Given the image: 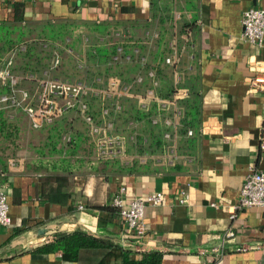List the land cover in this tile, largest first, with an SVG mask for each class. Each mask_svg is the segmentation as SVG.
Here are the masks:
<instances>
[{"label": "crops", "instance_id": "0c3cea01", "mask_svg": "<svg viewBox=\"0 0 264 264\" xmlns=\"http://www.w3.org/2000/svg\"><path fill=\"white\" fill-rule=\"evenodd\" d=\"M250 6L264 7V0H0V28L18 22L116 25L130 43L148 49L154 47L146 32L158 33L169 90L178 78L177 86L187 91L180 104L190 131L174 134V152L162 148L150 163L92 170L72 159L70 144L54 151L57 138L21 120L18 158L0 159V188L7 191L11 217L0 225V264H264V206H236L249 168L264 171V90L250 83L264 76V35L261 45L243 38L241 15ZM166 54L172 64L161 61ZM72 115L60 118L61 125L74 123ZM121 187L126 201L164 191L160 204L145 206L143 236L133 235L118 210L94 206L111 204ZM182 191L185 203L178 201ZM227 228L235 231L229 245H262L230 246L209 260L208 248ZM74 230L109 242L81 248L75 257L42 246Z\"/></svg>", "mask_w": 264, "mask_h": 264}, {"label": "built area", "instance_id": "2783aa9c", "mask_svg": "<svg viewBox=\"0 0 264 264\" xmlns=\"http://www.w3.org/2000/svg\"><path fill=\"white\" fill-rule=\"evenodd\" d=\"M243 38L251 43L261 45L264 35V7L250 6L243 10L241 15ZM149 34L153 43L158 40V33ZM118 35H124L119 32ZM137 50V49H136ZM122 45H117L115 53L110 57L111 62H119ZM130 60V55H125ZM173 56H163L164 64H172ZM138 69L129 77L104 76L96 74L92 80H67L48 72L55 69L60 63L58 53L52 58L49 68L42 74L32 71L20 73L15 71L14 54L11 53L0 61V112L5 109H21L29 118L33 128H44L53 125L59 118L71 111L80 112L84 122L89 126L91 133H99L97 149L102 155L124 154L125 136L116 128L114 117L123 111L122 98H138L139 107L148 109L150 103L155 101L157 112L165 110L171 102H176L186 96L187 91L178 87V78L174 81L170 96H159L163 83L159 75L158 66L149 62L147 56L139 54ZM250 83L255 89L264 90V76L250 78ZM139 90L142 92H139ZM99 98L95 110V99ZM94 102V103H93ZM97 116L95 115V113ZM153 123H158L159 116L151 117ZM175 123L173 115L165 114L162 123L169 127ZM174 126V125H173ZM169 135L168 132L165 133ZM62 139L69 141L71 136L63 134ZM260 147L264 149V133L260 138ZM120 192L112 197V203L118 207V213L126 221L128 229L135 236H143L145 226L143 216L147 204H160L164 198V191H153L145 196H135L126 201ZM7 191L0 188V225H9V202ZM188 194L181 192L178 201L185 203ZM253 205L264 206V171L250 167L246 173L239 191L236 203L238 208ZM83 208V205H79ZM235 236L232 228H227L217 235L218 241L208 248L209 260L221 256L229 249H246L251 246H261L259 240L250 243L229 245Z\"/></svg>", "mask_w": 264, "mask_h": 264}, {"label": "rangeland", "instance_id": "374dc122", "mask_svg": "<svg viewBox=\"0 0 264 264\" xmlns=\"http://www.w3.org/2000/svg\"><path fill=\"white\" fill-rule=\"evenodd\" d=\"M98 24V23H97ZM107 27V26H106ZM106 27L76 24L74 22H45L43 24H26L18 22L12 26L0 28V61L9 54H14L15 71L24 73L32 71L36 74L49 68L55 53L60 56V63L55 69H51L50 75L58 76L67 80H92L96 74L104 76H117L129 78L139 67V54L147 56L149 62L158 66L159 75L166 81L159 92V96H170V86L167 85L168 72L160 62V42L159 39L151 44L148 37V45L154 47L148 49L146 44L130 43L129 35L125 30L116 25L107 30ZM124 32V35H118ZM145 33V32H144ZM150 40V41H149ZM129 41V42H128ZM122 45V53L119 62H111L110 57L115 53L116 46ZM137 49V50H136ZM152 49L154 52H152ZM156 49V50H155ZM130 55V60L125 55ZM153 56V60L151 59ZM163 61V58L162 60ZM155 65V66H156ZM139 92H141L139 90ZM142 93V92H141ZM176 101V107H170L157 112L156 102L150 103L148 109L140 108L138 98H122L123 111L114 117L117 130L125 136L124 154L102 155L97 149L98 134L91 133L89 126L84 122L80 112L71 111L76 121L70 124L60 122L57 119L55 124L39 129L44 134L50 133L55 140L56 150L64 144H72V141L62 139L63 134L74 136L77 141L81 138L83 143L78 146L77 154L72 156L77 163L84 161L86 164L93 163L96 166L105 164H147L156 159L154 153H158L167 146L174 152V145L170 140L174 134H188V112L180 104L182 99ZM95 99V110L97 109L99 98ZM97 101V102H96ZM94 103V102H93ZM97 116L96 112H94ZM67 114L66 116H69ZM165 114L173 115L175 123L166 127L162 123ZM160 117L159 122L153 123L151 117ZM29 121L26 113L21 109H5L0 112V159L18 158L20 148L18 126L21 120ZM64 117L61 121H64ZM30 124V121H29ZM174 125V126H173ZM17 126V127H16ZM160 126V127H159ZM43 129V130H42ZM10 130L11 133H10ZM169 135L166 136L165 133ZM90 136L88 140L86 137ZM158 139L159 142L156 143ZM72 146V145H70ZM177 152V151H176ZM175 154V153H174Z\"/></svg>", "mask_w": 264, "mask_h": 264}, {"label": "trees", "instance_id": "16d2710c", "mask_svg": "<svg viewBox=\"0 0 264 264\" xmlns=\"http://www.w3.org/2000/svg\"><path fill=\"white\" fill-rule=\"evenodd\" d=\"M14 7H15L14 20L18 21L22 17L21 14L18 13V10H20V3L15 2ZM11 131L12 130H10V133H11ZM86 138L89 140L90 136H88ZM72 140H73V142H72V144H70V145H72V148H71L72 154L71 155L74 156L76 154V152L78 151V150H76L78 148V146L83 143V139L81 138L79 141H77L76 138H74V136H71L70 141H72ZM54 147L56 148V143H53V145H52V148L55 151ZM88 165L91 167L92 170L93 169H97V170L103 169L102 168L103 165L100 167L94 165L93 163H90ZM94 206L101 208V209H107L108 211H113V212H116V210H118V207L115 204H113L112 202H111V204H95ZM108 242L109 241H107V240H105L99 236H96L92 233H87V232L80 231V230H74V231H71L68 233L59 234L54 238L53 241L45 242L42 246L44 248H47V247L49 248L52 246H58V247L62 248L65 253L69 254V256L75 257L78 255V252L81 248L94 247V246H104ZM155 254L156 253H154V252L149 253L150 256H154Z\"/></svg>", "mask_w": 264, "mask_h": 264}]
</instances>
